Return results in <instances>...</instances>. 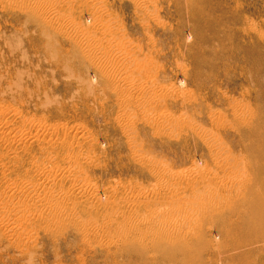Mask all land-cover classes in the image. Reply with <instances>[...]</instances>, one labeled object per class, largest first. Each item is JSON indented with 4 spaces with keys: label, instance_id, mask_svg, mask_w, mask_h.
Wrapping results in <instances>:
<instances>
[{
    "label": "rangeland",
    "instance_id": "1",
    "mask_svg": "<svg viewBox=\"0 0 264 264\" xmlns=\"http://www.w3.org/2000/svg\"><path fill=\"white\" fill-rule=\"evenodd\" d=\"M258 209L264 0H0V264H264Z\"/></svg>",
    "mask_w": 264,
    "mask_h": 264
},
{
    "label": "bare ground",
    "instance_id": "2",
    "mask_svg": "<svg viewBox=\"0 0 264 264\" xmlns=\"http://www.w3.org/2000/svg\"><path fill=\"white\" fill-rule=\"evenodd\" d=\"M91 38H92V37H91ZM113 47H114V46H113ZM219 147H220V146H219ZM226 189H227V188H226ZM200 201H201V200H200ZM259 210H262V209H258V211H259ZM255 212H257V211H255ZM262 212H263V211H261V213H262ZM254 215H255V214H253V216H254ZM258 215H259L258 217H261V218H262V217L264 216V212H263V214H261V216H260V211H259V214H258ZM184 218H185V217H184ZM184 218H183V219H184ZM180 219H182V217H181ZM263 219H264V218H263ZM170 220H171V219H170ZM176 220H177V219H176ZM259 220H261V219H259ZM179 221H180V220H179ZM182 221H183V220H182ZM251 221H253V220L251 219ZM251 221H250V223H251ZM177 222H178V221H177ZM169 223H170V222H169ZM250 223H249V224H250ZM252 223H253V222H252ZM139 224H141V223H139ZM137 228H138V227H137ZM200 230H201V229H200ZM233 237H234V236H233ZM233 237H232V238H233ZM183 238H184V237H183ZM240 240H241V239H240ZM242 240H243V239H242ZM238 241H239V240H238ZM238 241H237V242H238ZM178 249H180V248H177V250H178ZM177 250H176V251H177ZM178 251H179V250H178Z\"/></svg>",
    "mask_w": 264,
    "mask_h": 264
}]
</instances>
